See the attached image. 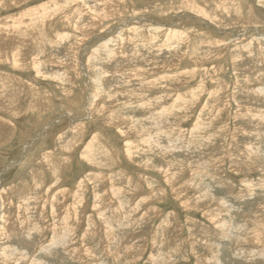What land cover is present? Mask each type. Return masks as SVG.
I'll list each match as a JSON object with an SVG mask.
<instances>
[{
    "label": "rangeland",
    "instance_id": "obj_1",
    "mask_svg": "<svg viewBox=\"0 0 264 264\" xmlns=\"http://www.w3.org/2000/svg\"><path fill=\"white\" fill-rule=\"evenodd\" d=\"M13 1L4 41L48 15L0 60V264H264V0Z\"/></svg>",
    "mask_w": 264,
    "mask_h": 264
},
{
    "label": "bare ground",
    "instance_id": "obj_2",
    "mask_svg": "<svg viewBox=\"0 0 264 264\" xmlns=\"http://www.w3.org/2000/svg\"><path fill=\"white\" fill-rule=\"evenodd\" d=\"M15 2H19L20 0H14ZM13 1V2H14ZM22 1V0H21ZM14 2V3H15ZM23 2V1H22ZM17 3H15V4H17ZM44 6V5H43ZM208 6V5H207ZM206 7V6H205ZM41 8H44V7H40L39 9H41ZM204 8V7H203ZM202 8V9H203ZM66 10H67V8H66ZM28 13H29V11H27ZM35 12V11H34ZM37 12V13H36ZM35 13H33V14H36L37 15V17L35 18V16H33L34 17V21L33 22H30V23H23V25H21L22 27H19L18 25L17 26H15V29H11L10 31H11V33H14L15 34V32H16V34H17V32H21L22 30L25 32V33H23L22 34V36L21 37H19V35H13V39H12V41L11 40H8V41H4L2 38H0V60L2 61L3 59H5V58H10V60H13L12 62L15 64V68H19V67H22V65L24 64V62H23V60H22V57L18 54L19 52L18 51H15L17 48H19V47H26L25 46V44H29L30 46L31 45H34V46H36V47H39V46H41V45H44V42L46 41L45 40V38L43 37V35L41 36V35H39L40 33L37 31V30H39V31H41V26H43V25H41V20H42V18L45 16L46 17V15H48V13L47 14H45L41 19L39 18V16H40V12H38V11H36ZM53 12V11H52ZM73 12V11H72ZM77 12V11H76ZM57 13H59L60 15L59 16H63V14H65L64 12H62V11H60V12H57ZM203 14V16L204 17H208V15H207V13H204V12H202ZM52 14V13H51ZM56 14V13H55ZM54 14V12H53V16L55 15ZM71 14V13H70ZM25 15H27V13L25 14ZM51 15V16H52ZM73 15V14H72ZM27 16H31L30 14L29 15H27ZM50 16V15H49ZM77 16V15H76ZM44 17V18H45ZM67 15L65 16V19L64 20H66L67 22H68V20H67ZM69 17V16H68ZM215 17V16H214ZM257 17H259V19H261V20H264V16L260 13V12H257ZM70 18V17H69ZM22 19V18H21ZM47 19V18H46ZM79 19V17L76 19V20H78ZM70 20H71V22L73 21L71 18H70ZM40 22V27L41 28H39V25H37V22ZM47 21H48V19H47ZM46 22V21H45ZM51 23V22H50ZM47 25V24H46ZM51 25V24H50ZM50 25H49V27H50ZM52 27V26H51ZM50 29V28H49ZM37 32L39 33L38 35H37ZM19 37V38H18ZM167 38L169 39V40H173V42L175 41L176 42V38L177 37H171V36H167ZM166 38V39H167ZM9 42H13L14 44L13 45H11V46H7V44L9 43ZM176 51V50H175ZM18 52V53H17ZM18 55H17V54ZM175 54V53H174ZM9 55H12V57H9ZM6 61H7V59H6ZM197 61V60H196ZM3 62V61H2ZM10 64H11V62H10ZM174 64H178L176 61H173V66L172 67H177V65H174ZM25 66V65H24ZM164 68H168V70H170L171 69V66H169V67H165V66H163ZM149 70H151V69H149ZM155 70V69H154ZM165 70V69H164ZM176 71V70H175ZM174 71V72H175ZM215 72V71H214ZM168 79H170V78H168ZM175 83V82H174ZM171 84H173V83H167V86L169 85H171ZM199 86V85H198ZM197 92V91H196ZM7 98V99H6ZM181 99H182V97H181ZM15 98L13 97V95L12 94H7L6 96H5V98L2 96V94H0V109L3 111V110H5V111H7L9 114H10V112H13L14 111V106L13 107H10L11 106V104L13 105V103H15ZM178 100H180V98L179 97H177V99L174 101V102H176L177 104H178ZM11 102V103H10ZM180 102V101H179ZM29 105L31 106V107H33L34 108V106H35V103H32V102H30L29 103ZM170 105V104H169ZM28 106V105H27ZM182 107V106H181ZM35 108H36V106H35ZM180 108V106H179V104L177 105V108L176 109H168V107H166V109L164 110V112L162 113V115L159 117V118H157V119H153L155 116H148L147 117V119H150V122L147 124V125H149V127L150 128H152V127H154V128H157V129H159V128H161V127H163V126H165V127H167L168 128V131L169 130H171L170 128L171 127H169L170 125V123H168V119H166L165 117L167 116V115H171V113H169V112H177L178 111V109ZM205 109V108H204ZM203 109V110H204ZM180 111H181V109H179ZM183 110V109H182ZM175 114V113H174ZM169 117V116H168ZM200 118V116L197 118V120H196V122L195 123H197V121H200V123L199 124H197V125H201V129H202V127H204L203 126V124L201 123L202 122V119H199ZM137 119V118H136ZM176 125V124H175ZM196 125V126H197ZM197 128H198V126H197ZM200 128V127H199ZM160 131V130H159ZM158 134V133H157ZM10 135V134H9ZM158 140V139H157ZM168 146H170V145H168ZM171 147V146H170ZM169 148V147H168ZM172 148V147H171ZM129 154V153H128ZM56 160H58V161H60L59 159H56ZM53 161V160H52ZM215 161V160H214ZM191 163V162H190ZM190 163H189V166H190ZM48 165V167L50 166V163H47ZM182 164V163H181ZM172 165V164H171ZM202 166V169H205L204 168V166L203 165H196L195 167H196V169H198V171L199 170H201L200 169V167ZM55 167H57V164H56V166ZM59 167V166H58ZM206 167V166H205ZM164 168V167H163ZM209 168V167H208ZM174 169V168H173ZM173 169H172V167L170 166V164L167 162L166 163V167H165V171H164V174H165V180L169 183L171 180L168 178V177H166L169 173H172V171H173ZM250 169V168H249ZM57 170H58V168H57ZM191 170V169H190ZM194 170V169H193ZM173 173H174V171H173ZM200 173V176H202V177H205L206 175H205V172H199ZM195 175V174H194ZM199 174L197 173L196 174V176H198ZM168 178V179H167ZM212 179V178H211ZM214 182V181H213ZM201 183V182H200ZM173 184V183H172ZM80 186V185H79ZM251 186V185H250ZM250 186H247L246 185V187H250ZM210 187V186H209ZM174 189V188H173ZM212 198L214 199V197L212 196ZM217 203V202H216ZM184 206V205H183ZM185 207V206H184ZM217 211V210H216ZM217 214V213H216ZM215 215V214H214ZM218 215V214H217ZM217 217V216H216ZM250 217V216H249ZM109 221V220H108ZM125 221V220H124ZM103 222V221H102ZM107 222V221H106ZM248 222V221H247ZM104 223V222H103ZM109 223V222H108ZM224 226L225 225H227L226 223H225V221H224ZM132 225V224H131ZM246 225V224H245ZM222 227V226H221ZM226 227V226H225ZM223 228V227H222ZM252 229H250V230H247L248 231V233L251 235H253L254 236V238H255V240L256 241H261V240H263L264 239V237H262V236H260V235H258L257 233H255V232H252L251 231ZM232 231V230H231ZM256 231V230H255ZM221 232H222V229H221ZM226 232H228V230L226 229ZM223 233V232H222ZM231 233H233V231L231 232ZM234 233L236 234L237 233V231H234ZM239 234V233H238ZM242 234V233H241ZM230 235V234H229ZM237 235V234H236ZM241 236H244L243 234L241 235ZM230 237V236H229ZM239 237H240V235H239ZM240 239V238H239ZM236 240H238V238L236 239ZM248 241V240H247ZM55 243H57V242H55ZM54 243V244H55ZM53 244V246H56V244L54 245ZM58 244V243H57ZM158 251V250H157ZM160 252V251H159ZM161 254V253H160ZM262 254V253H261ZM0 255H1V253H0ZM3 255V254H2ZM162 255V254H161ZM240 255V254H239ZM159 256V255H158ZM155 257V256H154ZM153 257V258H154ZM151 258V257H150ZM162 258V257H161ZM161 260V259H160ZM212 261V260H211ZM208 262V261H207ZM209 263V262H208Z\"/></svg>",
    "mask_w": 264,
    "mask_h": 264
},
{
    "label": "crops",
    "instance_id": "obj_3",
    "mask_svg": "<svg viewBox=\"0 0 264 264\" xmlns=\"http://www.w3.org/2000/svg\"><path fill=\"white\" fill-rule=\"evenodd\" d=\"M1 76L2 77H5L3 75H1ZM6 79H9V78H6ZM3 111H5V110H3ZM5 112H7V111H5ZM5 115H6V117H3V116L0 115V122H2L4 124H7L9 128H12L13 129V126L11 124L12 123L11 119H9V117H8L7 114H5ZM3 130H0V136H2L3 133L1 131H3ZM8 132H9V129H8ZM11 133L12 134H10L8 137H5L6 136L5 135L3 139L0 137V145H5V144H7L9 142V139L11 138V135H13V130L11 131Z\"/></svg>",
    "mask_w": 264,
    "mask_h": 264
}]
</instances>
